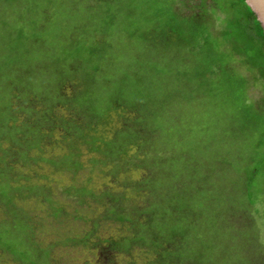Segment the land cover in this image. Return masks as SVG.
<instances>
[{"label": "trees", "instance_id": "obj_1", "mask_svg": "<svg viewBox=\"0 0 264 264\" xmlns=\"http://www.w3.org/2000/svg\"><path fill=\"white\" fill-rule=\"evenodd\" d=\"M41 3L0 34V264H264L245 0Z\"/></svg>", "mask_w": 264, "mask_h": 264}, {"label": "rangeland", "instance_id": "obj_2", "mask_svg": "<svg viewBox=\"0 0 264 264\" xmlns=\"http://www.w3.org/2000/svg\"><path fill=\"white\" fill-rule=\"evenodd\" d=\"M29 1V2H27ZM42 1L44 0H0V34H4L7 31L4 30L7 23L14 25L12 22L20 18H28L29 21L38 22L40 18L38 11H41ZM215 3L221 5L230 2V0H213ZM7 22V23H6ZM1 38V36H0ZM2 39H0V42ZM264 126V119L262 122H255L250 130H257ZM258 137H256V142H258ZM240 148V146H239ZM239 148L237 150H239ZM257 153L251 154L254 155L256 163L251 165V171L254 168H258L260 173L252 183L253 191V200H254V209L257 216L256 219V229L261 234V240L264 243V164L260 163L264 159V145L260 150H256ZM240 155V162L238 163L240 169L244 167L243 159L248 158L250 150H245L242 148V151L237 152ZM256 168V169H257ZM244 177H239V184L245 181ZM53 179L56 180L59 185H65L70 183V177L68 175H53ZM65 255H68L71 264H83L93 262V255L86 250L82 249H67ZM64 250V249H63Z\"/></svg>", "mask_w": 264, "mask_h": 264}, {"label": "water", "instance_id": "obj_3", "mask_svg": "<svg viewBox=\"0 0 264 264\" xmlns=\"http://www.w3.org/2000/svg\"><path fill=\"white\" fill-rule=\"evenodd\" d=\"M245 2L255 14L264 31V0H245Z\"/></svg>", "mask_w": 264, "mask_h": 264}]
</instances>
